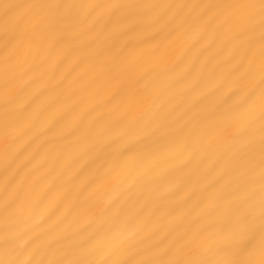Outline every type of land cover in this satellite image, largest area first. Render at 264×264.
<instances>
[{"label": "bare ground", "instance_id": "1", "mask_svg": "<svg viewBox=\"0 0 264 264\" xmlns=\"http://www.w3.org/2000/svg\"><path fill=\"white\" fill-rule=\"evenodd\" d=\"M262 199L261 0H0V264H261Z\"/></svg>", "mask_w": 264, "mask_h": 264}, {"label": "snow or ice", "instance_id": "2", "mask_svg": "<svg viewBox=\"0 0 264 264\" xmlns=\"http://www.w3.org/2000/svg\"><path fill=\"white\" fill-rule=\"evenodd\" d=\"M261 8L262 11H264V0H261ZM262 206H264V199H262ZM260 228V250L262 255H264V217H262ZM224 230L227 233L229 243L233 245L235 251L239 253V246L250 236L237 232L235 227L230 222L225 224ZM127 264H131V262H127ZM177 264H182V262H177ZM202 264H208V262H202ZM221 264H254V262L249 259L237 258L221 262ZM261 264H264V261H261Z\"/></svg>", "mask_w": 264, "mask_h": 264}]
</instances>
